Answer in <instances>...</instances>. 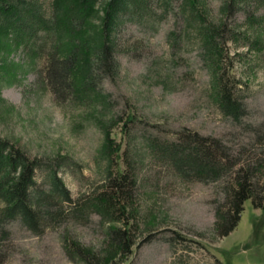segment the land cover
Returning <instances> with one entry per match:
<instances>
[{"label": "rangeland", "instance_id": "1", "mask_svg": "<svg viewBox=\"0 0 264 264\" xmlns=\"http://www.w3.org/2000/svg\"><path fill=\"white\" fill-rule=\"evenodd\" d=\"M36 1L46 10L52 2ZM203 1L206 19L185 20L179 0H153L148 16L118 29L116 75L76 88L48 76L47 48L0 49V139L41 162L35 188L50 194L55 210L35 229L17 218L3 222L0 264H264V211L246 200L236 227L214 237L229 178L185 176L166 152L179 132L216 138L235 166H256L264 180V26L247 17L264 15V1L246 12L224 9L227 0ZM202 23L222 32L212 51ZM221 76L242 104L238 119L221 109ZM51 169L66 196L51 190ZM118 172L126 177L123 215L93 201ZM117 228L130 229L129 253H119Z\"/></svg>", "mask_w": 264, "mask_h": 264}, {"label": "trees", "instance_id": "2", "mask_svg": "<svg viewBox=\"0 0 264 264\" xmlns=\"http://www.w3.org/2000/svg\"><path fill=\"white\" fill-rule=\"evenodd\" d=\"M97 1L52 0L46 10L36 0H0V49L21 47L35 54L47 48L50 51L46 56L48 76L61 85L76 88L89 84V80L102 74L114 76L118 66L115 59L116 35L120 25L125 20L148 16L153 11V0H104L99 11ZM254 1L227 0L223 7L229 11L240 7L239 10L246 12ZM179 2L185 20L206 19L203 0ZM95 13L97 18L93 19ZM247 17L248 20H262L264 26V15L250 13ZM202 25L199 30L201 38L212 51L216 37L221 36L223 41L222 32L211 23ZM218 82L221 109L226 115L238 119L243 109L233 97L232 81L228 83L221 76ZM178 135L177 141L166 142V152L180 173L203 181L229 178L223 205L215 211L214 237L226 236L236 227L246 200L264 211V180L261 182L256 176L260 170L258 167L249 164L235 166L236 159L219 139L190 132H179ZM40 167V161L29 159L14 145L0 139V225L17 218L35 229L38 221L54 214L50 194L35 188V172ZM48 178L51 190L66 196V189L54 169L49 171ZM125 178L122 172H118L111 182L110 191L93 199L96 208H113L125 214L120 200ZM114 232L122 243L119 253H129L133 243L130 229L117 228ZM172 239L182 245L186 242V238L177 232ZM111 258L110 252L105 263ZM212 264L222 262L215 258Z\"/></svg>", "mask_w": 264, "mask_h": 264}]
</instances>
